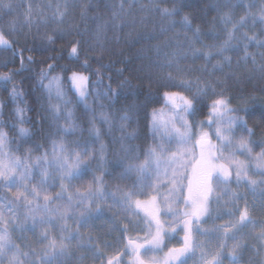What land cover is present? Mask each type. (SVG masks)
Returning a JSON list of instances; mask_svg holds the SVG:
<instances>
[{"label": "snow or ice", "instance_id": "obj_1", "mask_svg": "<svg viewBox=\"0 0 264 264\" xmlns=\"http://www.w3.org/2000/svg\"><path fill=\"white\" fill-rule=\"evenodd\" d=\"M101 6L99 0H58L43 6L0 0V18L8 14L0 24V52L7 54L0 59V69H6L0 71V90L7 94L0 98V264H64L83 248L99 264H189L193 258L196 264H224L226 253L230 264L242 260L264 264V204L249 203L245 192L231 187L264 193V127L249 126L257 101L264 123V95H244L256 86L253 81H264V0L139 4L138 11L147 14L139 17L141 21L154 17L167 21L161 34L177 25L183 29L168 42L174 50L162 58L158 46L156 55L142 48L134 58L111 49L106 29L135 25L134 6L128 0H106L107 18L99 14ZM18 10H23L19 17L11 18ZM77 10L82 23L92 21L95 27L70 23L65 28ZM155 38L153 33L137 34V40ZM57 41L66 43L54 56L37 60L24 55L36 49L47 52ZM253 46L255 53L249 51ZM106 52L119 59L106 63ZM230 52L237 68L251 63L246 79L236 72L225 73L233 66ZM189 59L206 63L181 64ZM17 61L18 67H10ZM259 91L264 93V86ZM197 115L203 119L189 121ZM137 140L144 144L137 145ZM190 141L207 161L195 187L184 182L187 177L169 172ZM252 145L260 152L254 154ZM224 149L230 150L229 165L213 163V158H223ZM237 153L252 163L234 159ZM89 174L91 181L83 192L68 191L73 181ZM106 177L121 183H109ZM214 180L223 185L222 194L213 190ZM56 186L60 191L54 197L45 194ZM164 188L169 191L163 192ZM56 201L65 203L55 205ZM113 209L125 213L127 225L117 223ZM106 214H111L115 226L107 234L119 229L115 240L80 231ZM162 215L171 219L162 221ZM225 216L231 219L204 227ZM145 230L144 237L127 235ZM27 231L37 236L38 249L22 235ZM14 233L21 234L17 238L24 241L23 247ZM248 238L255 243H248ZM174 239L179 247L169 246ZM75 258L85 259L82 254Z\"/></svg>", "mask_w": 264, "mask_h": 264}, {"label": "trees", "instance_id": "obj_2", "mask_svg": "<svg viewBox=\"0 0 264 264\" xmlns=\"http://www.w3.org/2000/svg\"><path fill=\"white\" fill-rule=\"evenodd\" d=\"M13 4H19L21 2V0H12ZM47 2H52V3H56L58 2V0H25V3H35L37 5L43 6L44 3ZM84 3H88L89 0H83ZM99 2L101 3V7L99 9V14L101 16H104L105 18H107V16L109 15L108 10L103 7V4L106 2V0H99ZM116 3H119V0H115ZM129 3H131L134 6V15L137 19V22L135 25H133L130 28H125L123 30L117 28V29H112V28H107L106 29V35L107 38L109 39V41H111L109 47L113 50H115V52L120 53L123 52V54L125 56L128 57H132L134 58L137 53L143 48L145 50L151 49L150 52H148L149 55H156V48L157 46L159 47V51H160V55L161 58L163 57L164 54H168L170 55L171 52L174 50V44L173 45H169V41L170 40H174L176 38V33L177 32H182L183 29L180 28L179 25L176 26V28L173 31L167 32L165 34H161V28L163 26H166L167 21H162L159 17H154L151 19H144L143 21H141L139 19V17L141 16H146L147 14L144 13H140L138 11V7L139 4L143 3V4H148L149 0H128ZM204 3H208L210 2V0H203ZM23 11V10H18L16 13L13 14V16L11 18L15 19L19 17V12ZM78 11L74 12L72 14V16L70 17L69 21L67 23H65L64 27L67 28L68 25L70 23H74L77 25H80L81 27H95V25L92 23V21H88L86 24L82 23L80 20V17L78 15ZM93 15H95V11H93L92 13ZM214 15V13H213ZM7 16L8 14H6L3 18H0V24L5 23L7 21ZM178 19V18H177ZM117 23L119 24L120 21H117ZM206 27H210V25L206 26ZM257 27H259L257 25ZM41 31H43V29H41ZM49 31H51V29H49ZM143 32H148V33H153L155 35V39H139L137 40V34L138 33H143ZM251 34V32H250ZM117 39L119 40V42L117 43ZM206 42L208 43H212L213 41L209 38V37H205ZM40 43V40L37 39V44ZM66 43L63 41H57L56 45L54 46L53 49L42 53L39 49H36L32 52H25L24 55H32L34 56L35 59L37 60H43L45 59L46 56L48 55H56L59 51L60 48L62 47V45ZM197 47H200V45H197ZM249 51L252 53H255L257 51V49L253 46L249 48ZM228 55L233 56V53H228ZM7 54L6 53H2L0 52V59H4L6 58ZM105 62L107 63L109 60L112 61H116L119 59L118 55H113L111 54V52H106L105 53ZM215 59H220V57H216ZM215 59L212 61L213 63H215ZM236 57L233 56V66L231 69H225V73H230V72H236L238 76H242L244 79L247 78V73L249 71L252 70V65L251 63L248 64V66L245 68L243 66L237 68L236 67V63H235ZM257 61L260 62V58L257 57ZM136 63H139L140 61H135ZM206 61H204L203 59H197L195 61H192L191 59L187 60V61H181V64H188L192 67H196L198 65L201 64H205ZM19 66V62L17 61V63L15 65H10V67H18ZM39 66H43V65H39ZM39 66H34V67H39ZM117 67H122L123 65L117 64ZM209 67H211V65H209ZM0 71H6V69H0ZM196 75H200V73H195ZM125 75L130 76V73H125ZM222 73L217 72L216 76H219L221 78H223ZM107 79V78H106ZM17 82L20 83V78H17ZM133 83H139V81L133 80ZM253 84L256 85L255 87H249L248 91L244 93L245 96L249 95L250 93H254L257 96L260 95H264V93H261L259 91V88L264 86V81H260V80H255L253 81ZM115 86V84H114ZM241 87H244V85L242 84ZM6 93L3 92V90H0V98H6ZM31 102V101H30ZM123 102V101H122ZM130 102V101H129ZM158 106H162V105H158ZM119 107V106H117ZM254 107L256 109V115L253 120H249V126H253V123L256 124H261V127H264V123L261 122V107H260V103L259 101L255 102ZM29 115H32V113H28ZM239 115H245V113H239ZM189 121H194L196 119H203L202 116L197 115L196 117H189L188 118ZM28 126V125H26ZM98 126L99 123H98ZM133 127H135V125H133ZM141 131L142 133L147 136V130L143 128V122H141ZM115 135L119 136L120 132L118 130H116L114 132ZM86 135V133H85ZM260 136V129H257V139H259ZM67 139H71V138H66ZM148 142L151 143V138L148 137ZM40 142H43L42 140ZM104 142L107 143L108 142V137L105 136L104 137ZM137 145H141L144 144V140H137L135 142ZM189 146V145H188ZM26 147H32L34 148V145H27ZM45 147H48V145H45ZM186 147V146H185ZM189 148V147H188ZM192 150V148H189ZM252 149H253V153H259L260 152V147L256 146V145H252ZM174 150V149H173ZM187 148H184V151L186 152ZM190 151V150H189ZM227 151H230L229 149ZM226 151V152H227ZM223 152H225V150H223ZM19 154V153H18ZM39 152H35V155H39ZM111 159V157H109ZM95 166V165H93ZM170 167L169 166V171H170ZM100 173L98 172L97 175H99ZM255 178H259L258 176H255ZM106 180L109 183H121L120 181H113L111 177H106ZM91 181V174L82 177L79 180L73 181L72 184L74 185V187H68V191L69 192H74V189H79L81 192H83L87 186V184ZM185 182V181H184ZM65 185L67 186L69 184L68 181L64 182ZM124 183H128L127 181H125ZM232 189L235 191H242V189H236L235 185L232 184L231 185ZM22 190V189H21ZM115 189L113 188V191ZM168 188H164L162 189L163 192H167ZM13 191H16L15 188H13ZM60 191L59 186L56 187H50L48 189V191L45 193L46 195H49L50 197H54L55 194L57 192ZM214 191L217 193L222 194L223 193V185H217L216 181L214 183ZM262 193V192H261ZM264 194V193H263ZM140 199H145L144 197H140ZM225 200L228 199V197H224ZM65 203V201H56L55 205H59V204H63ZM109 204H111V201H108ZM53 205V206H55ZM163 208L165 207V205L163 204ZM113 213H117V223L121 224V225H127L128 221L124 219V215L125 213L123 211H119L117 209H113ZM111 214H106L104 217H101L100 219L90 223L89 226L87 227H82L80 229V231L82 233L87 234H92L93 236H101L103 235L104 239H107L108 241H113L115 240V238L119 235V229L116 228L114 231L111 232V235H108L107 233L109 232V230L113 229L115 226L112 223V220L109 218ZM131 215V214H129ZM163 216V215H162ZM167 217L163 216V219L165 220ZM229 219V217H224L222 220H217V221H208L207 223L204 224L205 228H211L214 226L215 224H221V223H225L227 222ZM68 223L70 225H72L73 227H76V225H74L72 223V221H68ZM251 227V226H250ZM51 231H53V234L55 233V229H50ZM255 232H258V229H254ZM20 233H14L13 234V238L16 239L17 244H19L21 247H23V243L24 241L18 239L17 237L20 236ZM23 236L27 237L28 242H31L32 247L33 248H37L39 247V245L36 243L37 241V236L33 234V232L31 231H27L25 233L22 234ZM248 243H255V241L252 238H248L247 240ZM75 243V241L73 242ZM98 243L103 244V241H98ZM24 251H28V249H24ZM106 251H111L110 249H106ZM82 254L85 259H83L82 261L79 259H76V255ZM250 254V253H249ZM224 264H230V260L231 257L227 255V253L222 257ZM64 264H99V260L98 259H94L92 252L87 249V248H83V249H79L77 253H74L73 258L71 260H66L64 262ZM241 264H246V261H241Z\"/></svg>", "mask_w": 264, "mask_h": 264}, {"label": "rangeland", "instance_id": "obj_3", "mask_svg": "<svg viewBox=\"0 0 264 264\" xmlns=\"http://www.w3.org/2000/svg\"><path fill=\"white\" fill-rule=\"evenodd\" d=\"M177 126H179V125H177ZM205 131L211 132V129L205 127ZM236 138L238 139L239 137L237 136ZM211 142L213 144L217 143L214 136L211 137ZM188 147L192 148L193 151H191V149H189ZM185 148H187V150H186V152L184 151L185 154L183 155L182 159L177 161L175 164L171 165L169 172L171 173L174 170L181 177H187V179L185 180V183L187 184L188 182H191L192 185L195 187V186H198L200 178L203 176V174L207 168V161L204 157H202L200 147L197 145H194L191 141L186 145ZM224 150H225V152H223V158H219V159L213 158V161H212L213 163L229 165V160L227 159V157H229L230 151H227L228 149H224ZM173 151H175V149ZM254 154H256V153H254ZM234 159L244 161L245 163H249V164L252 163V162L248 161V158L246 155H243L240 153H237V155L234 157ZM249 175H252L251 170L249 171ZM253 178L259 179V178H255V176H253ZM165 180H167V178H165ZM214 183H215V180L213 181V190H214ZM235 188L237 190L242 189V191L246 193L247 200L249 203H252L254 201L257 205L264 204V194L261 193L260 191L250 192V191H248L247 186H243L242 188H237V186H236ZM168 191H169V189L167 190V192ZM158 204H159V207L161 209H163L162 201L158 200ZM181 207H183V205H181ZM255 215L259 219L261 216V213L259 211H257L255 213ZM170 219H171L170 217H167L164 220L163 216H161L162 221H167ZM256 229L259 230V227H257ZM127 235L129 237H132V238H135L137 236L144 237L146 235V230L145 231H139V232H129ZM182 235H183V233H181V236ZM194 236H195V233H194ZM200 239H205V238L200 237ZM138 242L142 243L143 241L140 240ZM213 243H215V241H213ZM169 246L179 247L180 243L174 239L171 241V244ZM145 259H147V257H145ZM191 260H189V261H191ZM194 260L195 261L193 262V264H196V258Z\"/></svg>", "mask_w": 264, "mask_h": 264}, {"label": "crops", "instance_id": "obj_4", "mask_svg": "<svg viewBox=\"0 0 264 264\" xmlns=\"http://www.w3.org/2000/svg\"><path fill=\"white\" fill-rule=\"evenodd\" d=\"M196 235V234H195ZM177 241V240H176ZM178 242V241H177ZM195 258H193L191 261H189V264H193Z\"/></svg>", "mask_w": 264, "mask_h": 264}]
</instances>
